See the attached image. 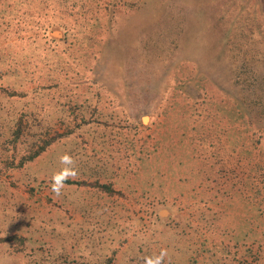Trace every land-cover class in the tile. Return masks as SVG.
Masks as SVG:
<instances>
[{"label": "rangeland", "instance_id": "374dc122", "mask_svg": "<svg viewBox=\"0 0 264 264\" xmlns=\"http://www.w3.org/2000/svg\"><path fill=\"white\" fill-rule=\"evenodd\" d=\"M161 249L264 264V0H0V264Z\"/></svg>", "mask_w": 264, "mask_h": 264}, {"label": "clouds", "instance_id": "9594fccd", "mask_svg": "<svg viewBox=\"0 0 264 264\" xmlns=\"http://www.w3.org/2000/svg\"><path fill=\"white\" fill-rule=\"evenodd\" d=\"M59 161L64 167L53 173L51 177V191L59 196L65 187V182L69 179H75L78 175L77 169L74 167L75 161L68 153H64L59 157ZM168 255L167 249H161L159 255L144 257V264H163L165 257Z\"/></svg>", "mask_w": 264, "mask_h": 264}]
</instances>
